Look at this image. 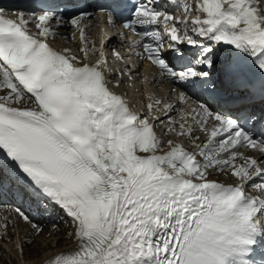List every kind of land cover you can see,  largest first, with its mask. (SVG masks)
Here are the masks:
<instances>
[{"label": "snow or ice", "instance_id": "snow-or-ice-1", "mask_svg": "<svg viewBox=\"0 0 264 264\" xmlns=\"http://www.w3.org/2000/svg\"><path fill=\"white\" fill-rule=\"evenodd\" d=\"M136 60L175 85L174 100L149 92L144 115L119 91ZM5 188L71 228L61 248L16 207L0 239L16 231L22 259L42 240L43 264H264V0L0 6Z\"/></svg>", "mask_w": 264, "mask_h": 264}, {"label": "bare ground", "instance_id": "bare-ground-1", "mask_svg": "<svg viewBox=\"0 0 264 264\" xmlns=\"http://www.w3.org/2000/svg\"><path fill=\"white\" fill-rule=\"evenodd\" d=\"M65 46L75 48L74 44L70 41ZM136 87L140 89L139 84H137ZM20 227L21 228L18 229L19 237L22 239L31 238V230L26 228L24 225H20ZM49 233V230L44 231V236L47 237ZM66 233L67 231L65 230H60L57 233L53 232L49 237H47V239L51 244L56 243L61 248L68 247L71 244V241L65 239ZM15 235L16 237L14 238V241L17 238V232L16 234L14 233L11 235V237H14ZM51 254L52 249L43 244L42 240H38L35 245L25 246V256L22 259L15 250V243H12L7 244L4 248H0V264H43V261Z\"/></svg>", "mask_w": 264, "mask_h": 264}, {"label": "rangeland", "instance_id": "rangeland-1", "mask_svg": "<svg viewBox=\"0 0 264 264\" xmlns=\"http://www.w3.org/2000/svg\"><path fill=\"white\" fill-rule=\"evenodd\" d=\"M61 230H63V231L65 230L68 232V231H71V228L68 225H64ZM47 237H49V234L47 235Z\"/></svg>", "mask_w": 264, "mask_h": 264}]
</instances>
